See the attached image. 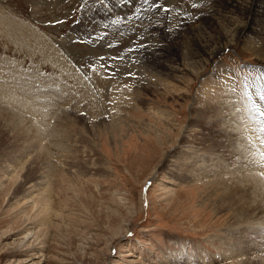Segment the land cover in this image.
Wrapping results in <instances>:
<instances>
[{
    "label": "rangeland",
    "instance_id": "obj_1",
    "mask_svg": "<svg viewBox=\"0 0 264 264\" xmlns=\"http://www.w3.org/2000/svg\"><path fill=\"white\" fill-rule=\"evenodd\" d=\"M178 1L153 0L172 13L149 4L123 23L125 11H98L87 25L104 0H0V264H264V169L244 168L264 166V28L201 78L199 62L165 79V58L196 49L173 31L251 0H187L210 11L175 23ZM142 38L165 58L137 60ZM155 58L164 88L139 70L118 84L104 67Z\"/></svg>",
    "mask_w": 264,
    "mask_h": 264
},
{
    "label": "bare ground",
    "instance_id": "obj_2",
    "mask_svg": "<svg viewBox=\"0 0 264 264\" xmlns=\"http://www.w3.org/2000/svg\"><path fill=\"white\" fill-rule=\"evenodd\" d=\"M100 1V0H98ZM107 5L111 8H108V7H102V9H100L99 11H101V13L103 15H107L108 14V11L109 10H115V9H118V10H122V11H125V14L123 16H126V12L129 11L131 12L132 11V7L134 6L135 4V0H133V5H126L123 3V0H104ZM176 1V0H174ZM211 1V0H209ZM207 1V2H209ZM173 2V1H172ZM166 3V2H165ZM188 3V11L186 12L185 10V4ZM205 4V3H204ZM203 4V5H204ZM207 4V3H206ZM168 5V4H167ZM171 5V4H170ZM173 5V4H172ZM192 5V2L189 3V1L187 0H180L178 1L177 3L174 2V11L177 13H179V16L175 17L173 16V14L171 15H168V16H172V17H168V19L170 20H173L175 23L178 22V21H181L182 20V17L183 19L187 18V20H194V17L195 16H201L200 14H207L209 11H210V7L209 8H204L203 7V10H198V11H193L191 10V6ZM169 6V5H168ZM171 7V6H170ZM207 7V6H206ZM173 8V7H172ZM194 8V7H193ZM197 8V7H196ZM195 8V10H196ZM94 9H98V6L94 5L93 8H91V13L93 15V22H88L87 25H90V24H93V23H97V17L101 14L99 13L98 14V11L94 10ZM199 9V8H197ZM173 10V9H172ZM139 9L136 10V12H138ZM173 11V13H174ZM128 12V13H129ZM135 12V14H136ZM106 13V14H105ZM172 13V11H171ZM212 13V12H211ZM224 13V12H223ZM236 13H240V14H236ZM217 14V13H216ZM216 14L215 12H213L212 14H210L212 16V19L207 21L206 23V27H202L198 30H195V29H192L188 26H184L182 27L180 30L181 31H173L171 33V35H179L180 37L183 36H190L189 34H191V36H194L192 37L191 39H194L195 42V46H196V49L195 48H189L188 51H185L183 53V56L179 59V62L178 64L175 63L174 59L171 58V60L169 58H165V55H164V52L161 51L163 54H161L160 52H156L152 49H154L152 47V44L153 42L152 41H146L145 38H142L139 40V43L142 45V49L146 48L145 49V52H139L138 54H134L133 56L136 57V59L140 60L141 63L142 62H145L146 61V57H160L161 59L162 58H165V60L167 61L168 65L164 66L162 65L165 70H166V74H165V79H166V75L169 76V74L173 73V75L177 74L178 73H185V72H189V69L187 68L188 66H191L193 68H195L199 62H201L202 64L200 65V67L196 70V71H193L196 76L198 78H201L207 71L208 69V66L212 63V61L220 54L222 53L224 50H226L227 48L229 49V47H233L232 45L234 44V42L239 39L240 37L243 38L244 37H247V42H249V44L251 46H255L254 42L255 40L257 41V37H256V33H257V29H259V26H262L264 28V22H263V25L261 23V21L264 19V0H251L250 1V4L246 7V9L244 10H236V7L234 6V9L233 10H230L228 12H226L224 15H222L221 17H216ZM83 25L81 28H84L85 27V24H86V21H87V15L86 13L84 12L83 14ZM177 15V14H176ZM122 17L121 18V21L120 22H124L125 20H130V16L127 17V19H124ZM186 16V17H185ZM119 17V16H118ZM214 17V18H213ZM201 19V18H200ZM215 21V22H214ZM202 22V21H201ZM198 23V24H201ZM210 22V23H209ZM214 22V23H213ZM212 23V24H211ZM86 25V26H87ZM258 26V28H257ZM175 28V24L172 23L171 25V28L170 29H173ZM211 29H213L211 31ZM261 29V28H260ZM97 30V29H96ZM74 31L78 32L79 29H76V27L74 28ZM98 32H99V29H98ZM75 33V32H73ZM259 33V32H258ZM22 34V32H21ZM261 34V33H260ZM190 38V37H189ZM183 39V38H182ZM246 42V40H244ZM150 43V44H149ZM236 43V42H235ZM122 45L123 43H121L120 47H118L117 51H121L122 50ZM140 45V46H141ZM249 45V46H250ZM246 47V46H245ZM56 48V47H55ZM129 48V47H127ZM251 48V47H250ZM256 48V47H255ZM143 49V50H144ZM254 49V48H253ZM141 53H144V54H141ZM146 53H150L152 56H146ZM144 56V58H143ZM160 58H155V62L153 64L152 67H149L145 64H141L140 66L137 65V66H130V67H127L125 68L124 70H120V72H118V74L116 75L117 79H116V82L119 84V83H122V82H126V79L129 80L130 82L132 81V79H129V78H126L125 76L128 75L127 73L128 72H131L132 75H139V73L137 72V70L141 71L140 74L142 75L143 73H147V76H148V82L150 81V83L148 84H151L152 82L156 83V84H159L160 86H162L164 88L165 86V82L167 80H164L162 78H160V71L158 70V66L161 65L160 63ZM257 58H262L264 59V54H260V55H257ZM56 62H58L57 60H55ZM164 61V62H166ZM184 62H187L186 65H183ZM61 68L64 66H66L65 68H67V61H61ZM170 63V65H169ZM223 64H224V61H223ZM93 67V66H92ZM183 67V69L181 68ZM69 68V67H68ZM98 68V67H97ZM221 69V68H220ZM70 68L67 69L66 71L67 72H70ZM73 71V70H72ZM74 74V72H73ZM78 77V76H77ZM83 77V76H82ZM86 77V76H85ZM159 77V79H157ZM79 78V77H78ZM136 78V77H135ZM226 78V77H225ZM224 78V80H225ZM82 79V78H81ZM80 79V80H81ZM215 78H208L207 80H205V83H204V89L207 91L208 94H210V92H215L216 90L218 91L217 87L214 86V83L217 82V80H214ZM78 80V79H76ZM86 80V79H85ZM135 80V79H134ZM88 81V80H87ZM98 81V80H97ZM128 81V82H129ZM137 81H139L138 83H145L141 78H139ZM222 81V80H221ZM112 82V81H111ZM115 82V83H116ZM90 83V82H88ZM153 83V84H154ZM84 84V83H83ZM87 84V83H86ZM171 84V83H170ZM79 85V84H78ZM88 85V84H87ZM100 85V84H99ZM114 85V84H113ZM158 85V86H159ZM83 86V85H82ZM86 86V85H85ZM217 86V85H216ZM78 87V86H77ZM84 87V86H83ZM167 87V85H166ZM213 87H215V91H212L214 90ZM80 88V87H79ZM88 88V87H87ZM81 89V88H80ZM85 89V88H84ZM156 89V88H155ZM167 89V88H166ZM173 89V88H172ZM83 91V90H82ZM210 91V92H209ZM174 92V91H173ZM105 93V92H104ZM88 94V93H87ZM103 94V93H102ZM106 94V93H105ZM172 94V93H171ZM213 94V93H212ZM113 95V94H112ZM218 95V92L217 94ZM4 97V95H3ZM104 98V97H103ZM232 111V110H231ZM234 111V110H233ZM229 120V119H228ZM264 120V119H263ZM230 121V120H229ZM230 123V122H229ZM238 126V125H237ZM232 127V126H230ZM229 130V128H228ZM192 132V128L191 130H189V133L188 135H185V137H189V134H191ZM81 133V132H80ZM249 134V133H248ZM246 135V134H245ZM244 143H248V140H246L244 138ZM237 142V141H236ZM194 143V142H193ZM241 144V146H243L244 148H246L245 145L242 144V141L241 142H238ZM183 145V144H182ZM234 145V144H233ZM184 147L185 149H189L190 151H193V152H196V148H194V145L191 143V141H188L187 142V145L184 144ZM239 148V146H238ZM243 148V149H244ZM174 150V149H173ZM172 150V151H173ZM231 152H235V145L234 147L230 150ZM202 152V151H201ZM247 155H245L244 157H246ZM171 161H175L174 159H170V162ZM244 161L247 162V159H244ZM261 163V162H260ZM257 164V163H254L252 166L250 164H248V162L244 165V168L245 166L248 165V168L250 167H254L255 165H258L260 170L261 169H264V166L261 165V164ZM264 164V163H263ZM169 165H174V164H169ZM175 166V165H174ZM257 167V166H256ZM169 169V168H168ZM172 170H174V168H170ZM255 170H257L255 168ZM254 170V171H255ZM259 171V170H258ZM262 171V170H261ZM256 173V172H255ZM252 174V173H251ZM262 174L264 175V173L262 172ZM154 175V174H153ZM153 177V176H152ZM262 177V176H260ZM264 177V176H263ZM262 177V178H263ZM152 178L148 179V181H150ZM264 179V178H263ZM262 179V180H263ZM42 181L39 180L38 184H41ZM264 183V182H263ZM251 225H249L247 223V226H252L253 224L250 223ZM245 225V224H244ZM246 226V225H245ZM233 232V231H232ZM239 233V232H238ZM29 235V234H28ZM26 237V236H25ZM233 237V236H232ZM27 238V237H26ZM254 245V244H253ZM259 246V245H258ZM264 247V246H263ZM252 248V247H251ZM251 250V249H250ZM253 250V249H252ZM255 251V250H254ZM251 252V251H250ZM34 255V254H33ZM40 255V254H39ZM38 263V262H36Z\"/></svg>",
    "mask_w": 264,
    "mask_h": 264
},
{
    "label": "snow or ice",
    "instance_id": "obj_3",
    "mask_svg": "<svg viewBox=\"0 0 264 264\" xmlns=\"http://www.w3.org/2000/svg\"><path fill=\"white\" fill-rule=\"evenodd\" d=\"M123 3L126 5H133V0H123ZM149 4L152 6L151 7L152 9H161V11L164 13H168L171 11V9L166 7V6L162 7L161 2H153V0H135V4L132 7V11L127 13L126 16H123V18L127 19V17L133 15L137 9H139V14H141V12H147L148 8L145 7V5H149ZM193 7H195V5H193ZM97 11H99V10L97 9ZM110 46L113 47V45H111V44H110ZM116 46H118V45H116ZM138 50H139L138 47L133 46V47L127 48L125 51L127 53H133V52H137ZM105 59H107V58H105ZM110 59L123 61L125 59V56H124V54H121L119 56H115L114 58L111 57ZM104 67L108 69V74H109L110 78L113 77V74H114V76H116L119 72V69L114 68L112 64L104 65ZM127 74L129 76H132L131 72H128ZM260 90L262 92H264V85L261 86Z\"/></svg>",
    "mask_w": 264,
    "mask_h": 264
}]
</instances>
